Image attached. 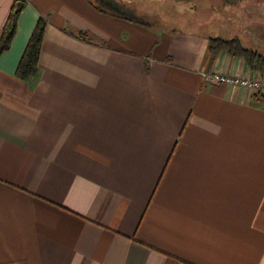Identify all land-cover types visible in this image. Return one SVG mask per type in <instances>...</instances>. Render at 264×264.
<instances>
[{"label":"crops","instance_id":"1","mask_svg":"<svg viewBox=\"0 0 264 264\" xmlns=\"http://www.w3.org/2000/svg\"><path fill=\"white\" fill-rule=\"evenodd\" d=\"M18 2L0 56V264H264V94L204 79L264 75L209 41L264 57V0L221 8L223 34L95 0H0V40ZM40 18L32 84L16 73Z\"/></svg>","mask_w":264,"mask_h":264},{"label":"trees","instance_id":"2","mask_svg":"<svg viewBox=\"0 0 264 264\" xmlns=\"http://www.w3.org/2000/svg\"><path fill=\"white\" fill-rule=\"evenodd\" d=\"M237 1L241 0H225L226 4H232ZM92 5L102 14L146 25L137 15V9L123 3L121 0H95ZM20 12L21 11L14 8L10 13L7 25L0 40V56L11 47L12 40L16 34ZM47 25L48 22L46 19H39L17 69V76L32 84L39 76L40 55ZM85 37L87 36L83 33L78 36L81 40H85ZM209 41L210 50L213 53L226 51L234 57L244 58L252 70L260 71L264 74V57L249 49H245L240 39H210Z\"/></svg>","mask_w":264,"mask_h":264},{"label":"rangeland","instance_id":"3","mask_svg":"<svg viewBox=\"0 0 264 264\" xmlns=\"http://www.w3.org/2000/svg\"><path fill=\"white\" fill-rule=\"evenodd\" d=\"M126 3L137 9L143 21L165 24L170 30L227 32L224 23L221 24L224 16L221 8L227 5L225 0H126ZM237 3L240 1L231 5Z\"/></svg>","mask_w":264,"mask_h":264},{"label":"built area","instance_id":"4","mask_svg":"<svg viewBox=\"0 0 264 264\" xmlns=\"http://www.w3.org/2000/svg\"><path fill=\"white\" fill-rule=\"evenodd\" d=\"M204 79L206 85L243 88L255 93L264 94V75L245 78L211 71L205 74Z\"/></svg>","mask_w":264,"mask_h":264},{"label":"water","instance_id":"5","mask_svg":"<svg viewBox=\"0 0 264 264\" xmlns=\"http://www.w3.org/2000/svg\"><path fill=\"white\" fill-rule=\"evenodd\" d=\"M24 7V3L23 2H18L17 3V10L21 11V9Z\"/></svg>","mask_w":264,"mask_h":264}]
</instances>
